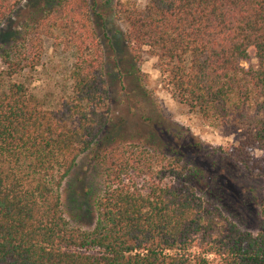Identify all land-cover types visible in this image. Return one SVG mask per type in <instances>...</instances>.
I'll use <instances>...</instances> for the list:
<instances>
[{"label": "trees", "instance_id": "obj_1", "mask_svg": "<svg viewBox=\"0 0 264 264\" xmlns=\"http://www.w3.org/2000/svg\"><path fill=\"white\" fill-rule=\"evenodd\" d=\"M23 1L0 0V28ZM19 28L0 53V264H264V220L254 236L200 196L179 136L160 169L159 155L169 156L149 139L168 135L151 119L147 147L103 141L110 67L135 111L152 98L140 70L149 54L173 100L243 127L228 155L250 166L251 147L264 153V0H35ZM45 38L75 58L72 95L58 111L13 82L39 66ZM251 54L257 66L242 67ZM89 154L104 190L83 231L65 219L60 190Z\"/></svg>", "mask_w": 264, "mask_h": 264}, {"label": "rangeland", "instance_id": "obj_2", "mask_svg": "<svg viewBox=\"0 0 264 264\" xmlns=\"http://www.w3.org/2000/svg\"><path fill=\"white\" fill-rule=\"evenodd\" d=\"M120 1L136 3L140 8L147 4V0ZM34 2L35 0L23 1L20 8L0 28V53L18 37L21 31L19 27L28 17L29 6ZM111 25H116L114 27L123 32L127 29L124 24ZM107 55H111L109 49ZM74 61L71 49L58 46L52 39L45 38L39 66L27 69L14 78L13 82L28 88L44 110L58 111L72 95L71 72ZM256 66L257 60L253 54L247 62L242 63L244 68ZM112 67L109 69L108 80L112 125L103 141L147 147L151 129L146 126L149 122L144 123V120L151 119L155 124H151L154 129L166 131L168 135L167 138L149 139L156 148L166 149L169 156L167 161H163L159 155L160 164L157 167L160 169L172 155L169 144L177 143L179 136L178 143L188 151L182 165L187 169L189 184L200 196L218 206L242 231L256 236L264 220V153L251 147L250 166L240 164L228 155L244 141L243 127L215 119H204L173 100L163 88L157 58L149 54L145 56L140 70L146 77V87L152 98L150 102L141 101L139 107L131 111L130 103L120 94ZM2 70L0 63V72ZM171 140H175L174 143ZM103 190V178L92 155L82 156L60 190L62 210L72 228L89 231L94 227L97 203Z\"/></svg>", "mask_w": 264, "mask_h": 264}]
</instances>
